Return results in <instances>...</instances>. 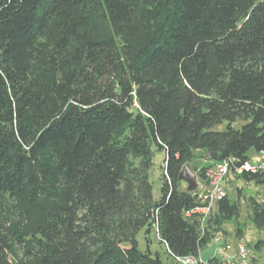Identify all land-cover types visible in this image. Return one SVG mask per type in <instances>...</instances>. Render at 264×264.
Here are the masks:
<instances>
[{
    "label": "trees",
    "instance_id": "1",
    "mask_svg": "<svg viewBox=\"0 0 264 264\" xmlns=\"http://www.w3.org/2000/svg\"><path fill=\"white\" fill-rule=\"evenodd\" d=\"M252 150L264 0H0V264H165L142 231L172 260L199 258L241 208L226 194L194 211L180 173L208 159L205 183L227 160L263 185L264 170L238 172ZM248 205L263 227L264 202Z\"/></svg>",
    "mask_w": 264,
    "mask_h": 264
},
{
    "label": "rangeland",
    "instance_id": "2",
    "mask_svg": "<svg viewBox=\"0 0 264 264\" xmlns=\"http://www.w3.org/2000/svg\"><path fill=\"white\" fill-rule=\"evenodd\" d=\"M241 123L242 122H238L237 125H240ZM222 128V125H218L215 127V129L217 130H220ZM250 155L251 165H258L257 167H259L260 170H264V155L257 153L254 150L250 152ZM164 158L165 153L156 151L154 158L155 166L151 174V178L154 184V195L156 198H159L161 195V167L163 166ZM208 163V159L196 158L191 162V164H189L190 168L197 176V189L200 193L203 194L205 191V183L199 176L198 169ZM221 185L226 194L229 195L230 199L239 203L241 214L239 218L231 220L224 224V228L227 230V233H219L216 236L215 240H213L210 244H208V246L201 250V255L205 259H209L214 255L218 244H222L225 242L227 244H231L234 248H236L239 242H243L249 246L255 257V261L258 264H264V226L259 228L254 224L248 205V198L251 195L264 202V184L258 185L254 182H246L239 178L238 175L228 172L222 180ZM239 228L242 233L240 236L237 235V230ZM150 237V242H148L145 239L144 231L140 232V234L138 235L140 247L142 249H146L148 243H150V248L153 251H158L160 253L165 264H177L175 263V260H172V258L169 257L166 247L159 242V237L155 231H152Z\"/></svg>",
    "mask_w": 264,
    "mask_h": 264
},
{
    "label": "built area",
    "instance_id": "3",
    "mask_svg": "<svg viewBox=\"0 0 264 264\" xmlns=\"http://www.w3.org/2000/svg\"><path fill=\"white\" fill-rule=\"evenodd\" d=\"M264 155V154H263ZM252 166L251 162H246L238 169V172L243 170L256 171L259 167ZM229 162H218L211 168L207 169L206 176L208 182H205L204 194L200 193L203 206L196 208L194 211L201 212L206 216L210 214L215 203L226 195L225 190L222 188L221 182L229 171ZM218 240V239H217ZM220 240V239H219ZM221 241V240H220ZM225 243V242H224ZM218 244V247L213 256L218 262L222 264H258L255 257L250 250L249 246L243 242L234 248L231 244L227 243ZM174 260L180 264H210L209 259H205L202 255L199 258L192 256H172Z\"/></svg>",
    "mask_w": 264,
    "mask_h": 264
},
{
    "label": "water",
    "instance_id": "4",
    "mask_svg": "<svg viewBox=\"0 0 264 264\" xmlns=\"http://www.w3.org/2000/svg\"><path fill=\"white\" fill-rule=\"evenodd\" d=\"M211 156L215 159L217 158V155L214 153H211ZM180 180L185 181L188 186L187 189L189 191H194L197 189V176L196 174L193 172V170L190 168L189 164H186L181 173H180Z\"/></svg>",
    "mask_w": 264,
    "mask_h": 264
}]
</instances>
